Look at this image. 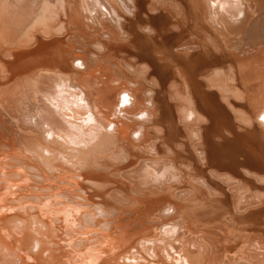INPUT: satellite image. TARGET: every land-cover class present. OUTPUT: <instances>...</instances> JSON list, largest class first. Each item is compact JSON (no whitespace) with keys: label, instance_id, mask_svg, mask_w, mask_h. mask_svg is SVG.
<instances>
[{"label":"bare ground","instance_id":"1","mask_svg":"<svg viewBox=\"0 0 264 264\" xmlns=\"http://www.w3.org/2000/svg\"><path fill=\"white\" fill-rule=\"evenodd\" d=\"M0 264H264V0H0Z\"/></svg>","mask_w":264,"mask_h":264}]
</instances>
